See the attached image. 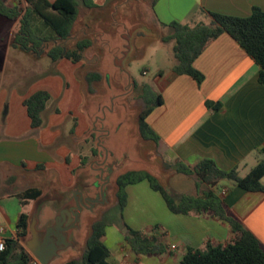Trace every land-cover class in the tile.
<instances>
[{
	"label": "crops",
	"instance_id": "0c3cea01",
	"mask_svg": "<svg viewBox=\"0 0 264 264\" xmlns=\"http://www.w3.org/2000/svg\"><path fill=\"white\" fill-rule=\"evenodd\" d=\"M46 1L52 3L55 0ZM83 8L78 9L70 39L65 42L70 50L79 41H89L81 60L73 63L61 57L51 61L46 54L26 53L32 63L44 58L50 60V64L41 69L45 80L30 88L0 91V239L16 238L15 225L21 210L16 195L28 188H36L41 193L38 198L28 201L29 221L34 220L39 231L53 222L62 207L74 205L77 191L84 198H94L100 189L105 190L106 201L95 206L101 212L116 205L117 177L128 171H145V168L135 165L120 169L102 162L100 158H110L109 153H112V159H166L163 170L157 172L167 177L171 172L178 174L174 169L170 170V166L178 162L193 167L202 160H211L221 170L237 167L238 174L244 172L245 175L264 159V85L258 82L260 68L226 33L212 40L194 60L193 67L203 75L199 85L187 75L176 74L173 71L175 63L158 68L150 87L161 97L162 103L146 118L158 142L143 140L145 144H153L155 153L123 149L109 130L105 127L97 129L88 114L80 121L75 120L67 132L49 121L44 129L32 128L23 102L34 92L46 91L52 103L67 92L70 85L76 86L83 94L79 108H87L89 112L98 96L107 99L111 95V100L123 98L126 95L123 91L139 87L131 79L127 59L129 54L145 53L146 46L152 43L149 32L159 44L155 53L162 55L163 46L168 45L165 54L168 59L175 60L173 45L163 40L169 34V23L206 22L210 20L208 12L244 18L253 8L264 11V0H157L145 13L140 9H127L118 14V9ZM31 23L37 35L53 36L39 17H33ZM141 30L147 31V39L137 42L134 37ZM11 41L12 38L10 45ZM134 41L138 46L133 47ZM48 44L49 49L54 45ZM57 73L62 75L59 80ZM206 102H218L220 108L212 111L206 107ZM117 111L120 112L119 107L116 109L112 102L111 112ZM77 127L80 130L75 134ZM136 130L140 136L138 124ZM92 135L96 137L94 145L89 144ZM102 141L103 146L98 144ZM74 158L78 159L76 164ZM144 182L126 188L123 218H127L131 192L137 186H142L140 190L157 202L152 193H147L151 189L149 185H143ZM261 182L264 185V177ZM216 194L224 202L227 212L264 247V192H248L229 183L222 185ZM160 211L162 218L155 222L157 228L150 235H146L147 224L135 228L121 221L118 228L113 224L106 227L103 243L109 250L110 264H180L189 249L203 250L207 244L226 246L235 237L225 221L209 214H173L166 205L165 209L160 205ZM96 219L88 210L82 211L78 228L69 235L72 250L78 247L82 225L91 227ZM127 228L146 236L156 235L160 241L165 236L166 242L161 241L164 251L156 255L134 254L124 238ZM27 239L26 236L24 240ZM71 251H67L58 264L79 259Z\"/></svg>",
	"mask_w": 264,
	"mask_h": 264
},
{
	"label": "trees",
	"instance_id": "16d2710c",
	"mask_svg": "<svg viewBox=\"0 0 264 264\" xmlns=\"http://www.w3.org/2000/svg\"><path fill=\"white\" fill-rule=\"evenodd\" d=\"M23 1L26 5L25 9L20 8L16 1L11 4L8 0H0V17L13 22L18 19L17 30L12 38L11 46L36 56L46 54L51 61H57L63 57L73 63L79 62L82 52L90 44L89 41H79L70 50L66 47L65 42L70 39L78 9L81 6L89 7L90 0H55L52 3L46 0ZM156 1L152 0V5ZM207 14L210 18L208 23L171 22L167 25L169 34L163 40L173 42L172 52L176 61L173 71L178 75L191 77L199 85L203 80V75L193 67L194 60L212 40L226 33L259 66L258 82L264 85V11L253 8L251 14L244 18L212 12ZM35 16L39 17L52 32V37L39 36L33 31L31 20ZM48 42H52L54 45L45 52ZM141 90L142 105L137 114L140 136L143 140L158 142V137L147 124L146 118L154 107L162 103L161 97L153 92L149 85H142ZM49 100L50 96L46 91H36L24 100L23 105L30 118L32 128L42 126V114ZM205 104L212 111L220 108L218 102H206ZM173 169L178 174L195 176L198 184L205 187L202 194L196 196L172 195L150 173L128 171L118 176L115 182L116 206L120 217L122 218L127 203L126 188L145 181L152 191L160 195L171 213L209 214L225 221L235 235L234 239L226 246L207 244L203 250L189 249L182 256L180 264H264V247L260 241L227 212L224 202L215 191L220 181L227 180L248 192H264V185L261 182L264 177V159L260 160L244 176H239L237 167L228 171L221 170L211 160H202L193 167L178 162L173 165ZM40 194L38 189L28 188L16 195L21 208L15 225L17 235L15 239H3L4 249L0 251V264H31L33 262L32 255L21 242L28 235V201L38 198ZM109 225L110 222L104 215L97 218L91 224L81 257L64 264H110L108 262L109 250L103 243L105 229ZM124 238L134 254L156 255L164 251V245L156 235L146 236L141 232L127 228Z\"/></svg>",
	"mask_w": 264,
	"mask_h": 264
},
{
	"label": "rangeland",
	"instance_id": "374dc122",
	"mask_svg": "<svg viewBox=\"0 0 264 264\" xmlns=\"http://www.w3.org/2000/svg\"><path fill=\"white\" fill-rule=\"evenodd\" d=\"M15 1L18 2L20 8L25 9L26 5L23 0ZM8 2L11 3L12 0H8ZM89 3L90 8L87 9H118V14H121L127 9H140V12L145 13L146 10L151 9L152 0H90ZM83 7L84 6H81L80 9H85ZM203 22L208 23L209 21ZM17 26L18 19L13 22L0 17V91L3 89L9 90L12 88L19 90L22 88H30L35 85H39L42 80H45V76L42 73L44 71L41 72V69H45L46 65L50 64V60L45 58L41 59L38 63H32L26 53L20 51L19 49H14L10 45V39L13 38L14 34L16 33ZM146 33L147 31L141 30L138 35H135L134 39H136L137 42L144 38L147 39L145 36ZM148 35L151 36L152 39H150L152 41L150 42L152 43H149V45L146 46L145 53L140 52V54L137 55L129 54L127 59L128 70L131 79L139 86L137 89H134L133 87L131 91H123L122 94L126 95H124L123 98H112L113 101L110 99L111 95L107 99H104L103 96H98L95 99L96 103H94L93 110L88 112L87 108H79V102L83 97V94H81L82 92L78 91L76 86L70 85L68 91L60 94L57 101L52 103L49 102V105L47 104V109L42 114L43 123L40 128L44 129L45 124H48L49 121L50 123L58 124V129L61 131L67 132L72 127L75 120L80 121L84 114H88V116L93 120V123L96 124V128L98 129L105 127L107 130H109L111 132V137H116V141L123 146V149H132L135 151H137L136 149H142L144 151L147 150V152L155 153L153 144L151 142L150 144H145L136 130V111L137 109L139 110L142 105V98L140 99L142 90L140 86L142 84L150 86L158 68L173 64L175 63V60L168 59V56L165 54L170 47L168 45L163 46L162 55L155 53L154 49L158 48L159 44L154 39V35L152 33L149 32ZM133 45V47L138 46L135 41L133 42ZM171 45H173V42H171ZM49 47L50 44L47 43L46 51L49 50ZM143 72H145V74H143ZM61 76L62 75L58 74L57 79L59 80ZM112 102L114 103V107L116 109L119 107L120 112H111ZM77 128L75 129L77 130L75 131V134H77V132L80 130V128ZM95 138V135H92V137L89 139L90 145H94L93 139ZM98 144L103 146L104 141ZM109 154L110 158H100L102 162H107L109 165L114 164L120 169H125L127 166H143L145 171H148V173L150 172L151 175L155 176L159 183L172 195L181 194L196 196L201 194L205 189L203 185L198 184L195 176H186L172 172L168 175V177L167 175H159L157 171L159 169L163 170L165 167L163 166V160L166 163V159H159L155 157L148 159L133 157L112 159V153ZM73 161L74 164H76L78 159L74 158ZM114 161L115 163H112ZM250 164V166H252L253 163ZM172 169L173 167L170 166V170ZM239 174L240 176H243L244 172H240ZM229 183L230 182L227 180L220 181L217 184L215 191L220 189L222 185H228ZM143 185L148 187L146 182H144ZM141 187L142 186H137L131 192L132 202L130 208L126 212L127 218H123V215H125L124 211L122 213V218L120 217V213L116 205L108 208L104 212H101L99 207L91 208L89 209V212L92 213V215H95L97 218L104 215L108 218L110 224H113V226L117 228L119 227L118 224H120L121 221H123L126 226L129 225L135 228H139L141 225L147 224L149 229L146 232V235H150L153 233L154 229L157 228L155 226V222L162 218L160 205L163 207V209H165V205L159 194L150 192L151 190H147V193H152L151 195L157 199V202L153 201L146 196V192L144 193V191L140 190ZM56 218L57 215L54 217L53 222ZM52 223L48 224L46 228H48ZM89 232V225L83 224L79 232L80 236L78 238V247H76L74 250L69 248L65 251H62L50 264H58L65 258L66 252L71 250V253L76 258H80L84 250L83 242L85 238L88 237ZM29 237L30 233L28 231L27 238ZM166 240L167 238L162 236L161 241L164 243ZM106 244L110 246L108 241H106ZM34 261L36 260L33 258V262Z\"/></svg>",
	"mask_w": 264,
	"mask_h": 264
},
{
	"label": "water",
	"instance_id": "95a60500",
	"mask_svg": "<svg viewBox=\"0 0 264 264\" xmlns=\"http://www.w3.org/2000/svg\"><path fill=\"white\" fill-rule=\"evenodd\" d=\"M77 195L74 205L62 207L48 228L39 231L34 220L29 221L30 237L24 242V247L36 260L31 264H50L62 251L72 247L69 235L78 228L82 211H89L97 203L106 201L105 190L102 189L94 198H84L78 191Z\"/></svg>",
	"mask_w": 264,
	"mask_h": 264
},
{
	"label": "built area",
	"instance_id": "2783aa9c",
	"mask_svg": "<svg viewBox=\"0 0 264 264\" xmlns=\"http://www.w3.org/2000/svg\"><path fill=\"white\" fill-rule=\"evenodd\" d=\"M222 193H224V190H222ZM0 231H2V229H0ZM172 249L175 248V246H171ZM4 249V242L3 239H0V251H2Z\"/></svg>",
	"mask_w": 264,
	"mask_h": 264
}]
</instances>
